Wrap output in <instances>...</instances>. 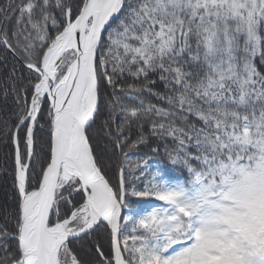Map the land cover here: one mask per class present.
<instances>
[{
  "label": "snow or ice",
  "instance_id": "1",
  "mask_svg": "<svg viewBox=\"0 0 264 264\" xmlns=\"http://www.w3.org/2000/svg\"><path fill=\"white\" fill-rule=\"evenodd\" d=\"M0 264H264V0H0Z\"/></svg>",
  "mask_w": 264,
  "mask_h": 264
},
{
  "label": "trees",
  "instance_id": "2",
  "mask_svg": "<svg viewBox=\"0 0 264 264\" xmlns=\"http://www.w3.org/2000/svg\"><path fill=\"white\" fill-rule=\"evenodd\" d=\"M3 196V184H0V197Z\"/></svg>",
  "mask_w": 264,
  "mask_h": 264
}]
</instances>
